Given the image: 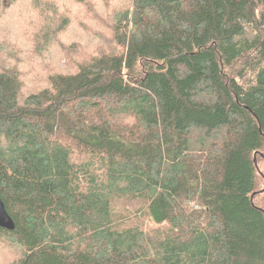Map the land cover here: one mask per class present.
Masks as SVG:
<instances>
[{
	"label": "trees",
	"instance_id": "trees-1",
	"mask_svg": "<svg viewBox=\"0 0 264 264\" xmlns=\"http://www.w3.org/2000/svg\"><path fill=\"white\" fill-rule=\"evenodd\" d=\"M112 38L35 92L0 69L13 263L264 264V0H131Z\"/></svg>",
	"mask_w": 264,
	"mask_h": 264
},
{
	"label": "rangeland",
	"instance_id": "rangeland-1",
	"mask_svg": "<svg viewBox=\"0 0 264 264\" xmlns=\"http://www.w3.org/2000/svg\"><path fill=\"white\" fill-rule=\"evenodd\" d=\"M45 3L49 8L44 6ZM57 3L59 5L56 7ZM54 6L58 11L54 10ZM72 6L77 9L75 12L70 10ZM130 9L131 0H84L83 3L76 0H15L10 11L0 19V69L18 74L24 94L35 92L45 85L51 74L72 72L77 65L94 57L113 53L117 45L112 37L118 24V15ZM4 13H0V17ZM51 19L58 26L56 31L49 34L51 41L48 49L44 50L42 40L32 36L30 31L25 36L18 35L21 23L25 22L29 30V23L32 22V25L34 21H40L37 30L48 33ZM63 19L67 21L66 24L61 23ZM14 22L19 24L17 28ZM238 67L234 65L232 71ZM73 156L84 162L90 160L80 153H73ZM254 161L259 175L253 201L264 209V147L260 154L254 156ZM93 165H88L90 170ZM17 256L15 246L0 239V264H14Z\"/></svg>",
	"mask_w": 264,
	"mask_h": 264
},
{
	"label": "water",
	"instance_id": "water-1",
	"mask_svg": "<svg viewBox=\"0 0 264 264\" xmlns=\"http://www.w3.org/2000/svg\"><path fill=\"white\" fill-rule=\"evenodd\" d=\"M255 162V161H254ZM253 193L250 198L252 199ZM0 228L6 230L14 229V221L5 209L4 203L0 198Z\"/></svg>",
	"mask_w": 264,
	"mask_h": 264
}]
</instances>
